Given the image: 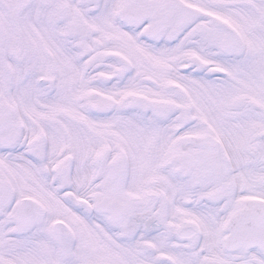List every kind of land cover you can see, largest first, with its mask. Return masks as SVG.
<instances>
[{"label": "snow or ice", "instance_id": "obj_1", "mask_svg": "<svg viewBox=\"0 0 264 264\" xmlns=\"http://www.w3.org/2000/svg\"><path fill=\"white\" fill-rule=\"evenodd\" d=\"M0 264H264V0H0Z\"/></svg>", "mask_w": 264, "mask_h": 264}]
</instances>
